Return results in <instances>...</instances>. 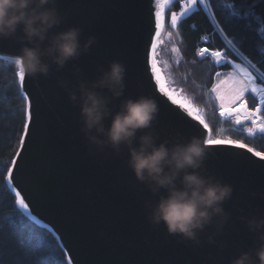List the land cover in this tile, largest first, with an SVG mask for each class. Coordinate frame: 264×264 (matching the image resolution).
<instances>
[{"label":"water","instance_id":"obj_1","mask_svg":"<svg viewBox=\"0 0 264 264\" xmlns=\"http://www.w3.org/2000/svg\"><path fill=\"white\" fill-rule=\"evenodd\" d=\"M152 3L153 0H57L64 22L53 31L80 27L81 41L95 36L96 43L63 69L57 71L53 65L48 77L26 76L25 88L19 85L23 97L26 92L31 102L33 122L24 148L19 140L13 157L17 160L13 184L33 215L53 230L50 233L55 239L59 237L56 240L67 263L229 264L239 251L254 246L255 236L241 218L264 216V160L246 149L206 146L208 174L233 187L232 198L224 204L230 219L223 235L216 237L224 242L223 249L207 244L206 236L213 232L212 228L202 234L201 245L193 247L168 235L162 224L151 225L146 219L145 201H154L155 197L127 167V150L119 155L110 148L103 152L89 150L80 132L79 108L70 103L58 81L67 80L75 88L74 68L81 69L82 78L93 80L101 67L107 69L114 60L122 62L127 70L120 99L145 95L156 100L159 113L154 128L160 140L172 142L178 136L183 140L192 136L207 139L203 126L186 118L158 94L154 79H150L145 53L154 35ZM164 38L165 31L160 40L164 42ZM162 45L159 59L168 63L165 74L172 81L170 87L180 93L182 88L175 83L171 62L161 53ZM19 48L15 39L0 40V58L13 61ZM180 94L204 115V109L190 94L184 90ZM119 103V99L113 101L114 110Z\"/></svg>","mask_w":264,"mask_h":264},{"label":"clouds","instance_id":"obj_2","mask_svg":"<svg viewBox=\"0 0 264 264\" xmlns=\"http://www.w3.org/2000/svg\"><path fill=\"white\" fill-rule=\"evenodd\" d=\"M56 4L57 0H0V40L20 44L13 63L25 76L48 77L53 65L57 71L63 69L96 43L95 36L82 42L80 27L53 31L64 22ZM126 73L124 64L114 60L93 80L82 78L81 69L74 68L75 88L67 80L58 81L70 103L79 108L80 132L89 150L110 148L116 155L127 150V167L155 197L145 201L151 225L162 224L168 235L193 247H199L202 234L212 228L207 244L223 249L224 242L216 237L223 235L230 219L224 204L232 198L233 187L208 174L207 148L200 137L160 140L154 128L159 106L153 97L120 99ZM118 99L114 110L113 101ZM241 219L255 236L254 246L239 251L229 264H264V216Z\"/></svg>","mask_w":264,"mask_h":264},{"label":"trees","instance_id":"obj_3","mask_svg":"<svg viewBox=\"0 0 264 264\" xmlns=\"http://www.w3.org/2000/svg\"><path fill=\"white\" fill-rule=\"evenodd\" d=\"M230 10L240 13V17L232 18ZM171 12H179V8L173 6L167 11L161 53L171 62L175 83L204 109L205 119L213 130L212 135H216V130L220 129L224 132L223 138L242 140L256 150L264 151V137H247L240 126L223 120L216 101L211 98L210 89L216 82L215 73L219 71L225 74L231 66L214 67L210 60L200 61L197 57L200 47H225V37L210 22V17L214 16L242 55L264 72V0H211L209 7L198 6L196 11L179 22L175 30L168 23ZM168 32L172 33L171 37L167 35ZM204 36L208 37L207 44L202 42ZM173 45L179 48L178 53L171 51ZM232 58L242 62L237 57ZM16 73L17 67L13 61L0 58V216L15 215L14 194L5 186L4 180L25 123V99ZM247 98L249 107H253V97ZM36 231L43 232L45 236L43 246L30 244L28 231L22 226L13 228L5 222L0 227V264H53V260L55 264H68L64 251L52 233L39 228Z\"/></svg>","mask_w":264,"mask_h":264},{"label":"snow or ice","instance_id":"obj_4","mask_svg":"<svg viewBox=\"0 0 264 264\" xmlns=\"http://www.w3.org/2000/svg\"><path fill=\"white\" fill-rule=\"evenodd\" d=\"M211 0H153V20H152V35L148 41L150 48L146 50L145 62L150 68V79H154V88L158 90V94L166 97L172 105L177 107L186 118H191L192 121L198 122V125L203 126L207 139L204 140L206 146L210 145H229L235 149H246L247 152L252 153L253 156L264 160V151H258L251 147L248 143L242 140L227 137L224 139H212V128L206 121L201 111L186 97L174 87H170L172 81L165 74L168 68L166 61L159 59L160 47L163 43L160 38L166 27V12L173 6L179 8V12H171L170 24L171 29L175 30L179 22L197 10L198 6L209 7ZM231 11V10H230ZM232 18H239L240 13L231 11ZM210 22L213 27L221 35L225 37V47L223 49H215L208 46L200 47L197 51V57L200 61L210 60L214 67H223L230 65L232 71L223 74L219 71L215 73L216 82L212 85L211 98L216 101L219 109V116L225 120L240 126L247 137L254 138L259 135L264 137V72H261L255 64L242 55L239 48L236 46L233 39H230L224 33V29L219 26L214 16L210 17ZM169 37L172 36L168 32ZM204 44L208 43V37H202ZM171 51L178 53L180 50L175 45L172 46ZM237 57L242 62H236L232 57ZM179 63V61H177ZM163 65V67L161 66ZM17 77L20 87L25 88L26 76L18 71ZM248 96L253 97L254 106L249 107ZM25 109H24V127L20 137L21 148H24L26 139L29 136V125L33 122L32 105L27 93L24 95ZM20 156V152L16 153ZM11 165L7 168V175L5 176L4 184L14 194V216H0V227L7 222L10 227L16 228L22 226L28 231V242L36 247L45 244V236L43 232H37L36 229H42L46 232L53 230L40 221L29 208L24 196L16 189L13 184V166L17 165V160L12 159ZM59 240V237H56ZM53 264L55 261L53 260ZM71 264V260L68 261Z\"/></svg>","mask_w":264,"mask_h":264},{"label":"rangeland","instance_id":"obj_5","mask_svg":"<svg viewBox=\"0 0 264 264\" xmlns=\"http://www.w3.org/2000/svg\"><path fill=\"white\" fill-rule=\"evenodd\" d=\"M170 21V20H169ZM169 26H170V24H169ZM166 56V55H165ZM167 57V56H166ZM226 74V73H225ZM216 132H218L217 134H216V136H214V137H212V139H223L222 138V133H224L222 130H216Z\"/></svg>","mask_w":264,"mask_h":264},{"label":"crops","instance_id":"obj_6","mask_svg":"<svg viewBox=\"0 0 264 264\" xmlns=\"http://www.w3.org/2000/svg\"><path fill=\"white\" fill-rule=\"evenodd\" d=\"M230 71H232V68H231L228 72H230ZM228 72H227V73H228Z\"/></svg>","mask_w":264,"mask_h":264}]
</instances>
